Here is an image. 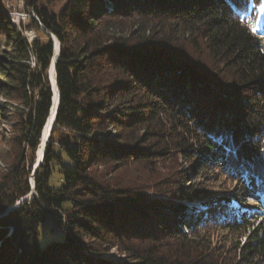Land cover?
<instances>
[{
  "label": "trees",
  "instance_id": "1",
  "mask_svg": "<svg viewBox=\"0 0 264 264\" xmlns=\"http://www.w3.org/2000/svg\"><path fill=\"white\" fill-rule=\"evenodd\" d=\"M261 2L67 0L55 13L25 0L39 22L30 19V29L45 42H27L0 14V118L17 125L0 155V264H264L262 225L242 247L214 242L216 230L238 237L253 227L228 207L237 195L210 199L188 178L209 167L217 148L224 179L264 185V48L240 22ZM51 36L59 102L32 173L50 108ZM64 156L73 170L62 167ZM180 161L189 170L176 171ZM54 163L58 189L48 185ZM106 165H140L159 178L145 188L112 183L95 175ZM30 176L33 194L13 208L31 192ZM194 201L209 211L189 219L183 202ZM48 215L63 239L40 248ZM113 249L127 261L103 257Z\"/></svg>",
  "mask_w": 264,
  "mask_h": 264
},
{
  "label": "rangeland",
  "instance_id": "2",
  "mask_svg": "<svg viewBox=\"0 0 264 264\" xmlns=\"http://www.w3.org/2000/svg\"><path fill=\"white\" fill-rule=\"evenodd\" d=\"M67 0H39L43 6L49 8L52 12H59L66 4ZM18 11L23 12L22 14H18L16 17L15 15H11L12 12ZM28 10L26 8L22 9L21 5L17 3V0H0V14L5 15L9 18L11 24L21 33V36L25 38L27 42H32L36 38L40 39L42 42L46 41L47 38L41 33V31H36L34 29H30V19L35 20L37 24H39L35 15L30 12L28 14ZM29 15V16H27ZM245 17L241 20V23L246 26L252 34L256 37L260 38L262 41V45L264 48V40L262 36H260L259 27L262 26L264 20V0H262L261 5L258 6L255 11H252V7L250 8L249 12L244 13ZM40 26V25H39ZM42 30V27H39ZM54 37H50V41L52 42V47L54 48ZM58 43V42H57ZM59 47V45H58ZM1 50V47H0ZM3 100L0 99V107L3 106ZM17 125L12 118L2 119L0 118V155L6 156L7 152L10 149V139L16 134ZM109 138L113 139L115 136V131L112 129L108 130ZM264 136V133L263 135ZM214 142V140H213ZM216 142L214 145L216 146ZM223 148V147H222ZM229 148V147H228ZM223 148L225 156L227 152H231V149ZM212 152H216V157L210 158V165L209 167L200 172L199 174L190 175L189 180L191 182L190 185L199 186L202 189L208 190L210 194V199L217 198L218 196L214 197V194H225V196H231L232 194L237 195V201L233 198L230 199L232 201L230 204L228 203V207L234 211V215L236 217L244 216L245 221L248 224H252L253 227H249L243 233V235L239 236H232L230 237L229 234L223 230H216L214 232V237L216 240L214 242L218 244V242L225 241L226 244L232 245L238 242V246L242 247L246 241H248L249 237L251 236L253 229L257 226H261L264 228V197L261 193L260 196L255 192L249 191V186L244 178L239 176L235 177L234 181H228L224 179L218 170L223 169V160L219 159L221 155L220 151L217 148H212ZM224 156V157H225ZM223 157V156H222ZM225 159V158H222ZM36 157H34V162ZM33 162V164H34ZM178 165L182 166V168H175L178 172H183L185 169L189 170V165L187 163H178ZM33 166V165H32ZM6 165L0 162V173L4 170ZM62 167L67 168L69 170H73V165L68 159L64 156L62 160ZM7 168V167H6ZM174 169V170H175ZM61 166L58 163L52 164L51 167V176L49 178L48 185L50 188L58 189L62 185V178L60 175ZM161 174H170L173 171V168L168 170H159ZM95 175L104 180H109L112 183L118 184H126L130 180L136 182L135 184L138 186H145L149 185L153 178H159L158 175L149 173V171L145 170L144 166H129V167H120V165H106V166H98L95 170ZM226 172L224 171V174ZM171 175V174H170ZM234 184H236L234 186ZM258 185V184H257ZM236 187V188H235ZM264 192V191H262ZM148 195H151L150 191H147ZM206 201V200H205ZM186 206L185 214L190 217L197 218L200 215H204L209 211V206H207L201 202H183ZM216 203H208L211 205V209H214ZM214 204V205H213ZM185 220L188 219L185 217ZM221 223V222H220ZM182 231L184 230L181 227ZM63 231L58 227L57 221L54 215H48L46 220L43 224L38 227V235H37V244L40 248H44L46 245L52 242H60L63 239ZM238 256V253H237ZM103 257L107 260L114 261V262H123L127 261L126 257L122 254H119L115 249L110 251L109 253H105Z\"/></svg>",
  "mask_w": 264,
  "mask_h": 264
},
{
  "label": "water",
  "instance_id": "3",
  "mask_svg": "<svg viewBox=\"0 0 264 264\" xmlns=\"http://www.w3.org/2000/svg\"><path fill=\"white\" fill-rule=\"evenodd\" d=\"M58 52L59 51L57 50V52L55 53V49L52 47V57L50 59L49 68H48V71H47V77H48V82H49L50 91H51V99H50V108H49L47 117L45 119L44 125H43L42 130H41L39 145H38V148H37V150L39 149V147L42 148V153H43L42 157L44 156V150H45L46 142H47V140H48V138H49V136L51 134V130H52L54 122H55V116H56V111H57L58 102H59V93H58V89H57V85H56V74H55V65H56V62L58 61ZM51 67H52V70L54 72L53 81H54V88L56 90V95L54 94L53 84H52V82L50 80V72L49 71H50ZM52 110L54 111L53 112V118H52V125H51L52 127H51L49 133L46 135V137L44 139V129H45L46 124H47V122H48V120L50 118ZM35 157H36V160H35V162H34V164L32 166V173L35 172V170L37 169V167L40 165V162H41V158L39 160L37 159V151L35 153ZM29 185L31 187V192L25 198L21 199L18 203H16L13 208L18 207L19 205H21L25 201L29 200L31 195L33 194V192H34V181H33L32 176H30Z\"/></svg>",
  "mask_w": 264,
  "mask_h": 264
},
{
  "label": "bare ground",
  "instance_id": "4",
  "mask_svg": "<svg viewBox=\"0 0 264 264\" xmlns=\"http://www.w3.org/2000/svg\"><path fill=\"white\" fill-rule=\"evenodd\" d=\"M243 20V19H242ZM58 41L57 40H55L54 39V49H55V53L57 52V50H59V47H58V43H57ZM50 80H51V82H52V84H53V90H54V94L56 95V90H55V88H54V81H53V79H54V72H53V70H52V67H51V69H50ZM53 110H52V112H51V115H50V118H49V120H48V122H47V124H46V127H45V129H44V139H45V137H46V135L49 133V131H50V129H51V125H52V118H53ZM41 147H39V149L37 150V159L39 160L40 158L42 159V148L40 149ZM45 151V150H44ZM41 163V162H40Z\"/></svg>",
  "mask_w": 264,
  "mask_h": 264
},
{
  "label": "built area",
  "instance_id": "5",
  "mask_svg": "<svg viewBox=\"0 0 264 264\" xmlns=\"http://www.w3.org/2000/svg\"><path fill=\"white\" fill-rule=\"evenodd\" d=\"M17 3L21 5V8H22V9H24V7H25V0H17ZM19 13L22 14L23 12H21V11H20V12H18V11H14V12L11 13V15H15L16 17H18L17 15H18ZM22 15H23V14H22ZM27 16H28V15H27Z\"/></svg>",
  "mask_w": 264,
  "mask_h": 264
}]
</instances>
